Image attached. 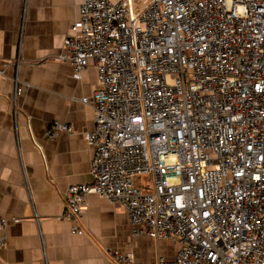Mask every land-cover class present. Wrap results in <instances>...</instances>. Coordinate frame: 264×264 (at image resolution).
<instances>
[{
	"label": "built area",
	"instance_id": "1",
	"mask_svg": "<svg viewBox=\"0 0 264 264\" xmlns=\"http://www.w3.org/2000/svg\"><path fill=\"white\" fill-rule=\"evenodd\" d=\"M131 1L84 0L64 41L59 61L75 80L93 67L100 87L81 99L94 110L91 182L62 193L61 220L82 235L96 195L123 208L133 238L178 245L151 264H264V0ZM60 133L72 130L53 122L45 138ZM8 222L20 220L0 215V250Z\"/></svg>",
	"mask_w": 264,
	"mask_h": 264
},
{
	"label": "crops",
	"instance_id": "2",
	"mask_svg": "<svg viewBox=\"0 0 264 264\" xmlns=\"http://www.w3.org/2000/svg\"><path fill=\"white\" fill-rule=\"evenodd\" d=\"M110 3L131 0H108ZM151 0H132L138 11ZM84 0H0V215L8 222L0 264H106V252H132L139 264L171 260L178 245L131 236L123 208L96 195L86 198L79 225L61 220L62 193L91 182V151L83 134L94 110L81 103L99 89L93 67L73 78L64 41ZM18 64L24 89L13 120L11 78ZM66 124L72 134L45 138L48 126ZM38 146V148H37Z\"/></svg>",
	"mask_w": 264,
	"mask_h": 264
}]
</instances>
